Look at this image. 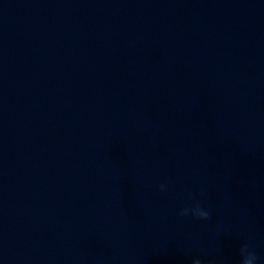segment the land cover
Instances as JSON below:
<instances>
[{
	"label": "water",
	"instance_id": "1",
	"mask_svg": "<svg viewBox=\"0 0 264 264\" xmlns=\"http://www.w3.org/2000/svg\"><path fill=\"white\" fill-rule=\"evenodd\" d=\"M244 244L264 264V0H0V264Z\"/></svg>",
	"mask_w": 264,
	"mask_h": 264
},
{
	"label": "clouds",
	"instance_id": "2",
	"mask_svg": "<svg viewBox=\"0 0 264 264\" xmlns=\"http://www.w3.org/2000/svg\"><path fill=\"white\" fill-rule=\"evenodd\" d=\"M158 187L161 192L167 191L166 184L162 183ZM178 215L183 218H187L189 217V215H191L193 219L202 221H207L211 218L210 212L208 210H205L199 202L195 203L191 208L186 207L181 209ZM239 254L241 257L240 264H257V261L259 259L255 251L250 250L248 244H244L241 246ZM192 264H201V260L198 258L194 259L192 261Z\"/></svg>",
	"mask_w": 264,
	"mask_h": 264
}]
</instances>
